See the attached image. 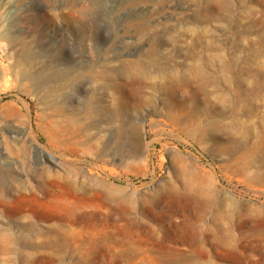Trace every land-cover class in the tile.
<instances>
[{"label":"rangeland","instance_id":"obj_1","mask_svg":"<svg viewBox=\"0 0 264 264\" xmlns=\"http://www.w3.org/2000/svg\"><path fill=\"white\" fill-rule=\"evenodd\" d=\"M225 2L219 10L207 0H0V150H23L7 161L30 183L50 154L49 169L85 191L80 202L55 186L39 201L17 199L9 210L30 216L25 235L35 242L13 245L1 264H21L20 251L56 256L54 264H127L120 256L130 248L134 264H168L173 253L177 264H264V0ZM136 62L141 83L123 77ZM195 64L209 75L202 87L190 76ZM66 72L83 74L58 83ZM184 73L187 86L155 89ZM45 82L63 86L48 94ZM67 116L75 133L53 141L50 127ZM82 203L99 214L88 226L108 216L119 233L112 241L59 249L33 237Z\"/></svg>","mask_w":264,"mask_h":264},{"label":"bare ground","instance_id":"obj_2","mask_svg":"<svg viewBox=\"0 0 264 264\" xmlns=\"http://www.w3.org/2000/svg\"><path fill=\"white\" fill-rule=\"evenodd\" d=\"M207 1L210 2L209 4L211 3L216 4L219 10L227 6L225 0H215V1L207 0ZM249 13H250L249 14L250 18H252L254 16L255 11L250 10ZM252 27L254 28V21H252ZM200 44H201V39L199 37L195 38L193 46L195 45L196 47ZM153 55L155 57L158 55V53L154 51ZM26 58H29V55L26 56ZM208 59H211V58H208ZM221 66H224V63L221 64ZM101 68H103L102 65H101ZM1 69L3 68L1 67ZM144 69L145 68L137 62L128 63L127 69L123 73V77H125L124 75H128V77L133 75L132 77L136 79L134 81L141 83L146 78V75H145L146 73ZM2 72L6 74L4 69L2 70ZM189 72H191V75H190L191 79L195 80L196 83H198V86L202 87L204 84V81L209 79V75L203 73L204 67L202 65H196V64L193 65L190 68ZM81 74L83 73L79 72L78 74L70 75V73L66 72L65 74H63V78H61V80L58 83L64 80L66 84H69L70 82L77 80V78ZM93 75L97 83L104 84L106 85V88L107 86H109L110 89L112 88L114 91L119 90L121 94H125L126 85L122 83H117V82L108 84V82H106L107 79L104 74L97 75V72H96ZM34 78H35V75H34ZM191 79L186 73L182 75H179V74L169 75V77H167L166 79L167 84L166 83L160 84L158 87H155V89L158 88L162 90H167L168 87L170 88L172 86H176V84L179 86H184V85L187 86L188 82L191 81ZM45 83L47 84L46 88H48L47 89L48 94L58 92L60 88L63 86L62 84H54L53 86H51L49 82H45ZM26 88L28 89V87ZM51 89L53 90L51 91ZM121 99H124V96H122ZM124 103L126 102L124 101ZM170 107L171 109H175L176 103L173 102L170 105ZM167 118L172 119L173 124H177V123L182 124L181 116L178 114L176 116L175 114L169 113ZM66 123L67 124L65 126L58 125L56 127L54 126L50 127L48 133L50 135V138L53 141H64L67 136H71L75 133L77 129L76 128L77 124H76L75 119L68 117L66 120ZM3 140L5 139L3 138ZM19 141H21V139H19ZM149 144H151V142H149ZM4 150L5 151L0 150V217L7 218L8 222H6V226H0V254H8L13 249V245L15 244L20 245L21 248H25V247H29L30 245L33 247V244L35 242V241L33 242L32 239H30L29 237H27L29 235H25V234H30L33 229V222L29 220L30 216L26 215L24 212L13 213L12 211L9 210V207L15 204L17 199L22 198V199H32V200L39 201V199H44L45 197L49 196V193L53 191V186L57 187V190L66 192L67 194H69V196H72L79 202L82 200L81 195L85 194V191H83L82 187L77 186V184L72 178L66 177L64 175H60L49 169V167L55 164L54 159L52 158L50 154L45 153V158L43 160L44 164L48 165L49 167L43 165V168H41V170L37 173V176L34 182L30 183L28 180H23L19 176H16L13 170V166H12V165H16V162H13L10 164L7 161L8 159L18 158L23 150L13 145L6 146ZM1 161H6L7 164L5 165L3 163L2 165ZM82 204H83L82 206L78 204L74 207H69L68 209L66 208L67 210L64 212L65 217L63 219L62 217H60L57 223H53L45 227L43 230L36 231L33 234V237H39L41 238L40 240L41 242L50 243L59 249H64V247H66V245L68 244L70 240H76V239H80V240L86 239V241L89 243L96 241V239H105L108 241H112L116 237V235L119 233L116 231V229H113V227L108 223V219H107L108 216L102 215V216H105V219L100 220L98 222L99 224H101V226L94 225L90 227L87 225L88 221L89 220L96 221L97 218H99V214L92 213V212L87 213L84 211L82 212L81 209H83L82 207H84V203ZM123 204L124 202L122 203V205ZM99 207L100 206L98 205L95 206V208H99ZM224 215L228 220L230 219L229 213L226 212L224 213ZM12 223H16L17 225H19L18 232L13 231ZM226 224H230V222ZM86 225L88 227H86ZM217 226H218L219 232H222L226 229L222 225L220 224L218 225V223H217ZM217 239L219 243L221 244L224 243L221 237H219V235ZM135 252H136V249L130 248L126 250L123 254H121L120 258L123 261H126L127 264H134V260L132 257L135 256L136 254ZM19 256L21 258V264H54L53 262L56 257V256H51L48 258H42L40 260H37V259H34L30 254H26L21 251L19 252ZM167 261H168V264H177L176 253L175 254L173 253L170 259H168Z\"/></svg>","mask_w":264,"mask_h":264}]
</instances>
